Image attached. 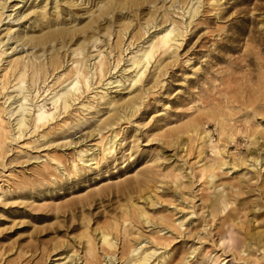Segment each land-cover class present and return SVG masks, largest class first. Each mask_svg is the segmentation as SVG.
<instances>
[{"label":"rangeland","instance_id":"rangeland-1","mask_svg":"<svg viewBox=\"0 0 264 264\" xmlns=\"http://www.w3.org/2000/svg\"><path fill=\"white\" fill-rule=\"evenodd\" d=\"M66 2L73 5L72 9L67 7L69 5ZM24 3L21 11L24 15L33 10L44 15L37 19L32 17L23 24V28L12 26V30H23L28 36L38 35L43 31V22H50L48 24L54 30H74L73 40L76 43H66L59 51L64 55V63L67 61V67L71 64V55L69 58L67 56L72 49L79 48L81 58L85 52L87 55L91 47V54L88 55L95 57L99 51L102 57L107 58L105 62L112 68L105 77L108 81L120 80L122 71L130 68L133 57L141 56L157 38V31L167 27L169 21L176 22L179 31L185 36L172 59L166 55L158 57L156 63L155 59L152 60L149 65L152 68L148 67L150 74L148 71L145 73L147 81L131 92L112 88L116 84L110 88L104 86L105 79L97 80L93 64L98 59L93 58L81 64L82 69L85 67L89 72L88 81L91 85V91L84 94L83 104L93 101L91 98L95 93L100 95L105 88L110 89L109 96L115 100L143 97L130 110V113L133 112L130 122L121 120L113 127L118 136L114 149L106 156L107 160H100V136H92L94 132L98 133L101 126L99 122L95 123L98 118L102 122L109 114L115 116L114 112L104 114L107 112L105 106L100 107L102 112L97 116L92 110L83 112L80 105L74 106L72 109H77V112L73 111L75 117H85L90 121L82 124L83 119H69L68 123L73 129L41 140L45 145L40 149L34 148L39 143L27 144L34 139L29 133L8 146L5 159L1 161L7 165L6 171L0 170V256L3 255L0 264H68L67 259H56L72 255L75 249L81 252L76 240L81 236L84 225L94 230L97 225L111 222L120 215L129 200H134L156 218L168 217L175 220L176 225L181 221L190 223L181 228L180 234H170L168 230L159 234L170 239L167 245L169 252L165 256L173 264H241L242 261L234 260L230 244L222 241L229 230L235 233L238 244L245 241L247 248L243 254L240 253V257L245 258L249 254V263L264 264V259H260L264 251V171H261L263 176L258 177L248 162L235 170H231L227 164L235 159L238 162L244 160L248 150L252 149L244 134L246 126H235L240 129V135L237 142L229 147L228 156L224 155L226 164L222 173H218L214 179L217 185L226 184L223 193H227L235 202L231 206L232 210L228 207L222 214L212 215L206 205L209 198L221 193L223 186L213 189L198 174L204 164L219 158L214 148L218 139L217 125L211 121H208V125L201 124L208 134L209 142L200 157H197L196 152H181L169 139L170 135H174L172 129L185 123L197 108L206 107L215 113L219 101L223 97H230L233 91L240 99L242 96L250 98L257 95L264 99V0H26L23 3L11 0L9 5L18 4V7H22ZM42 8H46L47 14ZM20 9L15 12L8 9L5 15L11 13V17L2 23H22V20H12ZM197 9L199 14L193 21L190 17ZM163 22L165 25L161 24ZM189 22L192 23L188 26ZM153 24L157 27L151 28ZM24 27L27 29L24 30ZM0 29L4 30L6 26ZM90 37L97 38V48L90 46L92 41L88 43ZM11 41L9 43L14 42ZM60 41L58 45L57 42H47L34 50L19 46L15 57L27 61L31 57L29 54L36 51L35 54L41 56L35 61L46 63L49 53L65 42ZM9 45L7 48L16 47V44ZM252 57L255 63L249 65L245 60ZM120 58L123 60L119 61ZM159 59L161 62L166 60L163 64H167L154 72ZM117 64L119 66L114 69ZM130 71L123 73L124 76H129ZM52 78L43 81L42 77L40 93H46L47 85L50 87L53 83H50ZM51 97L52 94L47 97V101L39 103L34 115L42 112L52 115L54 111L48 101ZM45 127L43 132L52 126L48 129ZM110 134L111 130L102 131V143L110 139ZM90 136L94 139L91 140ZM181 138L185 139V136ZM68 142L71 144L69 147L65 145ZM238 149L241 154H237ZM85 150L89 151L82 155L83 160H89V155L96 159L79 161V151ZM230 155L235 159L229 160ZM37 156L41 159H32ZM49 156L58 157L60 163L49 161ZM44 165L49 167L43 180L38 181L36 172ZM173 175L178 176L186 186L183 190L184 203L176 196L179 191H174L173 183L168 179L163 180L165 176ZM138 184L141 185L137 187ZM149 194L151 202L155 204L153 206L143 201ZM141 227H145L143 233L148 236L152 227ZM193 231L197 232V236L190 237ZM143 246L151 247V243L143 242ZM162 252L164 249H157L156 256ZM46 254L50 257L43 263ZM99 259L100 264L118 263L115 258L102 256Z\"/></svg>","mask_w":264,"mask_h":264},{"label":"bare ground","instance_id":"bare-ground-1","mask_svg":"<svg viewBox=\"0 0 264 264\" xmlns=\"http://www.w3.org/2000/svg\"><path fill=\"white\" fill-rule=\"evenodd\" d=\"M25 1L26 0H20V3H23ZM10 2L11 0H0V28L1 26H6V29H0V101H2L0 103V170L4 171L7 166L6 164H2V162L7 154L8 146L13 142L20 141L25 136H27L28 133L30 135H33L34 139L32 141L28 140L29 142H27V144L39 143L34 148L40 149L45 145L43 144V142L41 143V140L43 141V139L46 138L49 139V137L52 135L64 134L65 132L73 129L72 125L70 126V123H68V121L69 119L73 121L74 118H80L79 116L75 117L76 115L73 114L75 113L73 111L77 112V109H72L76 105H80L83 112L92 110L91 112H93L96 116L102 112V109L100 108L101 106H105L106 108L107 112L104 114L114 112L113 114L115 116H112V114L110 116L109 114V116L106 117L104 121L101 122L100 118L95 121V123L99 122L101 126L98 133L94 134V132L92 135L94 137L100 136V138H98L100 139V141L98 142L100 143V154H102L100 160H107L106 156L110 155V153L114 149L115 139L118 136V133L113 130V127L118 125L121 120H123V122L127 121L129 123L130 117L133 115L131 114L133 112L130 113V110L134 108L136 104L141 102L143 97H138V99L136 97H132L127 100H115V98L109 96L111 93H109L108 90L110 89L105 88L104 91L100 93V95L98 93H95V96L91 98L93 99V101H87L86 104H83L82 101L85 98L84 94L91 91V85L88 81L89 72L84 69L85 67H83L82 69L83 65L81 66V64L86 61H91L93 60V58L94 60L98 59L93 64L95 68L94 75L98 77H96L97 80H102L105 79L107 75H109L110 69H112L108 62H105L107 58L103 56L105 58L104 59L102 57V53L99 51H97L98 53H96L97 55L95 54V57L88 55L90 53L89 50L91 49V47L89 46L87 55L85 52V55L79 58L82 53L78 52L79 48H75L72 49L67 56V58H69V56L71 55L72 58L69 61V63L71 64H69L67 67V61L66 63H64L62 57L64 55H61L63 53L60 54L59 51L65 46L66 43H69L71 45H74L76 43L75 40H73V35H75L74 30H71L69 32L60 29L54 30L49 26L48 23L50 22H43V31H40V34L38 35L28 36L27 33H25L23 30H12V26H19L23 28V24L29 22L32 17L37 19L38 17H41V15L43 16L44 13L39 14V12L33 10L30 13L24 15V13H21V11L25 6V3L22 7H18V4H13L12 6H10ZM112 4L113 3H111V5ZM61 5L64 6L63 4ZM67 5H69L67 6L68 8L72 9L71 7L73 5ZM40 6L41 5H38L37 7ZM19 8H21L17 12V14L19 13V15L17 16V14H15L12 20L13 22H19L20 20H22V23H17L14 25H9L11 24L9 23V21L4 24L2 23L4 20L10 19L11 17V13L5 15L8 9H12V11L10 12H15ZM42 9H44L45 14H47L46 8ZM194 13L195 14H193V17H190L191 19L193 18V21L194 17H197V15L199 14L198 9L195 10ZM191 23L192 22H189L188 26L191 25ZM161 24L165 25L164 22ZM156 27L157 25L153 24L151 28ZM25 28L26 27H24V30ZM46 29H48V31L45 32L44 30ZM3 32H5V34L2 35ZM157 32H159L157 33V38L152 41L150 46L142 53V55L139 57H133L130 68H128V70L122 71L123 73H126L132 69V71H130L129 73V76L125 77L122 73V78L120 80L108 81L106 80V78L104 80L105 84H102L104 86H109V88L110 86L116 84V86L112 88H122V90H130L129 92H131L134 88H136L137 90L138 86H142V84L147 81L148 76H146L145 73L147 74L148 71V75L150 74V70H148V67L150 64H152V60L155 59L154 63H156V59L158 57H163L166 55H169V58L172 59L176 55L177 50L182 46L185 35H183V32L179 31V26L176 24V22L170 21L167 27H162ZM65 37L68 38V41H65ZM11 40H14V42L9 43V41ZM60 40L65 41L64 43H61L62 45H60V49L57 48L58 46H56V48H54L52 52L49 53L50 55L43 54L49 55V57H47L48 59L46 63H42L43 61L40 63L35 61H38L41 56L35 54L36 51H34L33 54H29V57H31L30 60L27 61L23 60L22 58L15 57L16 49L19 46H27L28 49L34 50L37 48V46H41L43 44H46L47 42H57L56 45H58V42ZM96 40L97 38L94 39V37H90L88 43L92 41V45L90 46L96 47ZM9 44H16V47L14 46L15 48H7ZM8 50H11V52H9ZM67 52L68 51H66V53ZM33 56L34 59H32ZM120 60L123 59L120 58L119 61ZM245 61L248 62L249 65H253V63H255V59L253 57L246 59ZM163 62L160 61L159 64L157 62L158 65L154 67V72H156L157 70L160 71L161 68L163 69L166 66L167 63L163 64ZM171 62L173 61L171 60ZM63 64H65V66ZM117 66L119 65L117 64L114 69H116ZM150 68H152V65L149 67V69ZM60 69H62V72ZM133 73L134 75H130ZM43 74H46L47 76ZM57 74L60 75L56 78L55 76ZM52 76V81H50V83L53 82L52 85L50 87H48L47 85L48 90L46 91V93H43V91L40 93L39 84L42 82V77L43 81H46ZM143 78H145V80ZM127 82L128 85L125 86ZM259 85L262 90L264 85L261 86V83ZM58 88H60V90L56 91ZM50 94H52V97L49 98L48 101H50L52 110L54 111L52 115H48L45 112L34 115V109H36L39 103L47 101V97H49ZM87 98L88 97L86 96V99ZM261 102L262 104H260ZM61 115L63 116L61 117ZM82 119V124H87V122L90 121L88 119H85V117H83ZM203 120H205L206 122H203ZM208 121L213 122L218 127L217 145L214 148L215 155H217L219 158L214 159L212 163L204 164V167L199 170L198 174L199 177L201 179L203 178V180H205L206 183L210 185V187H213V189H216L217 186L220 185L223 186V190L221 191V193H217L213 198L208 199L206 207L210 209V212L213 215L224 213L228 209V207H230V210H232L231 206L235 204V202L229 198V195L227 193H223V191H225L226 184L217 185L214 182V179L217 178L218 173H222L223 167L226 164V162L223 161V159H225L224 155L226 154V157L228 156L229 147L232 143L237 142L238 136L240 135V129L235 127L237 124H244L246 126L244 127V134L245 137L249 139V146H251L252 149H249L246 156L243 158L244 160L241 159L239 162L233 157V155H230L229 160H235H232V162H229L227 164L230 165L231 170H235V168L239 167V165H246V163L248 162L250 163L249 166L255 171L258 177L263 176L261 175V171H264V99H262L259 95L250 96V98L249 96H242L240 99L237 96V93L233 91L230 97H223L219 101L215 113L213 110L207 109L206 107L197 108L194 114L189 117L185 123L172 129L174 135H170L169 139L173 142L177 149L180 148L181 152L185 151L189 154L191 152H196L197 157H200L205 153V148L208 146L209 142L208 134L203 129V126L201 124H207ZM250 124L256 125L254 126ZM45 125H47V127H45ZM43 127L47 129L49 127L50 128L48 131L43 132ZM104 130H107V132L111 130V136L110 139L106 140L107 142L102 143V131ZM182 135L185 136V139L181 138ZM89 138H91V136ZM92 139L94 138H91V140ZM65 145L69 147L71 144L68 142ZM89 150H91V148ZM89 150L79 151L80 153L77 156L79 158V161L89 162L96 159L93 155H89L91 157L89 160H83L82 155L87 154ZM241 153V150L238 149L237 154ZM32 159L38 161L41 159V157L37 156L33 157ZM47 159L49 161L60 163L59 158L55 156H49V158ZM40 163L43 164V161H40ZM48 167V165H44L39 171L36 172L38 181L43 180V176L46 174L45 171L48 169ZM74 167L76 169V166ZM246 167H248V165ZM76 172L78 171L76 170ZM165 179H168L170 183H173L174 191H179L176 196L180 197L182 203H184L183 200L185 199H183V190L186 189V186H184L180 178L173 175L171 177L165 176L163 180ZM140 185L141 184H138L137 187H139ZM150 197V194L145 196L143 198V201L150 202V205L153 206L155 204L151 202ZM133 201L129 200L124 209H122L120 215L114 218L112 217L113 220L111 222H108L104 225H97L94 230H90L88 225H84L85 227L81 236H79L76 240L77 247H81L82 249H80V253L82 254V256H80V253L78 252L79 250L77 251L75 249L73 251L72 249V255H66L63 258L62 256H59L56 260L60 261L67 259L68 264H72L73 262L74 264H77V262L79 261L80 263L78 264H100L101 261L99 258L104 256L106 258L108 257V259L115 258L118 261L117 264H173L172 261H169L168 257L165 256L169 252L167 250V245L170 239H168V237H165L164 235L160 236L159 234L163 230H168L170 234L174 232L180 234V231L182 232L181 228L187 223H185V221H181L176 225V221L170 220L168 217L159 216L156 218L153 215L149 214L148 211L145 210V208L138 206L137 202ZM147 204L149 205V203ZM142 225H148V228L152 227L149 234L147 233L148 236L143 233V229L145 227H141ZM187 225H190V223H188ZM196 234L197 232H190V237H195ZM234 234L235 233L232 230H229L222 241H226L230 244V247H232L234 260L238 259L242 261L241 264H251L248 261L249 254H247L245 258H243L242 256L240 257V253L243 254V252L246 251L247 247L245 245V241L243 243H240L242 245L238 244ZM143 242L151 243V247H153V249L151 247L145 246H143L142 248ZM222 243L224 244V242ZM61 246H64V244H62ZM161 248L164 249V252L159 255L157 253L158 256H156L157 249L160 250ZM240 248L243 249L240 250ZM55 251H57L56 248ZM235 254L238 255V258ZM2 256L3 255H1L0 258ZM205 256L206 255H204L203 257ZM49 257L50 255L46 254L43 263H45V261H47ZM260 259H264V251L260 256ZM110 264H114V262H110Z\"/></svg>","mask_w":264,"mask_h":264}]
</instances>
